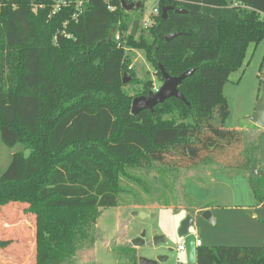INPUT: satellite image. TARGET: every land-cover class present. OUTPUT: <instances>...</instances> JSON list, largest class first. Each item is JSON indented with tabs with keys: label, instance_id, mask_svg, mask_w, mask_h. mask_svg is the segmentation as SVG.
<instances>
[{
	"label": "trees",
	"instance_id": "obj_1",
	"mask_svg": "<svg viewBox=\"0 0 264 264\" xmlns=\"http://www.w3.org/2000/svg\"><path fill=\"white\" fill-rule=\"evenodd\" d=\"M57 1L68 4L53 14ZM77 1L0 0V141L21 147L0 173V209L21 202L34 217L35 264H72L84 248L95 253L103 209L130 193L142 206L173 198L179 209L188 196L184 178L209 169H245L264 208L257 138L226 126L224 93L249 45L264 40V0H159L153 24L139 20L135 36L123 0H85L74 18ZM164 6L174 7L165 18ZM172 33L179 34L166 40ZM136 49L161 82L160 64L171 75L196 69L179 85L186 100L132 112L125 73L143 84L136 95L154 90V80L133 70ZM151 166L170 195L138 199L123 181L152 196L144 175ZM11 242L0 238V247ZM197 248L196 264H264V243ZM129 256L138 259L136 251Z\"/></svg>",
	"mask_w": 264,
	"mask_h": 264
},
{
	"label": "rangeland",
	"instance_id": "obj_2",
	"mask_svg": "<svg viewBox=\"0 0 264 264\" xmlns=\"http://www.w3.org/2000/svg\"><path fill=\"white\" fill-rule=\"evenodd\" d=\"M158 6L159 0H144V11L135 8L130 13L136 20L143 21L152 17L151 12ZM133 54L132 65L137 77L143 82L154 80L153 91L159 89L163 81L158 79L156 68L147 60L145 52L136 49ZM261 80H264V40L249 45L243 66L231 73L224 86L230 110L225 124L229 128L254 130L258 160L264 167V127L257 126L251 120L264 90ZM142 85L131 79L124 88L136 96ZM18 148L21 147L9 148L0 141V173L7 168L12 153ZM236 158V155H232L230 160ZM146 171L144 175L153 191L152 196L137 184L123 181V185L133 188L139 195L138 199L169 196L170 191L163 185L157 169L151 166ZM184 183L188 196L179 209H175L173 198H169L168 206L164 203L157 206L146 203L142 206L135 202L132 193L125 196L119 206L103 209L98 225L104 238L96 243L95 253L84 248L72 264H138L139 257L155 258L158 255L167 256L160 264H196L188 260L186 250L178 248L185 243L178 229L185 216L189 213L194 215L198 209H203V212L209 210L214 219L210 221L203 216V212H199L190 227V231L205 246L238 245L236 243L243 241L239 226L246 228L254 224L256 229L264 228L261 225L264 224V208L257 203L249 173L245 169L230 166L209 169L199 172L196 177L184 178ZM25 207L21 202H11L0 209V238L12 241L7 247H0V264H35L34 217L25 212ZM140 211L147 215L141 216ZM143 232L146 240L157 235L164 239L157 244L134 246L132 240ZM263 236L264 233H260L259 238L263 239ZM133 251L137 252V261L129 256Z\"/></svg>",
	"mask_w": 264,
	"mask_h": 264
},
{
	"label": "water",
	"instance_id": "obj_3",
	"mask_svg": "<svg viewBox=\"0 0 264 264\" xmlns=\"http://www.w3.org/2000/svg\"><path fill=\"white\" fill-rule=\"evenodd\" d=\"M142 5V1L138 2H128L126 0H123L122 6L127 11H131L134 8H139ZM174 8L173 6H164L163 7V17L165 18L168 14V10ZM176 12L179 13H186L187 9L177 7L175 8ZM139 20H136L133 27H132V35H136L137 30L139 28ZM115 32V28L111 30V35ZM179 33H172L166 36V40H170L174 36L178 35ZM160 70L162 72V75L164 77V81L161 85V87L157 91H150L148 94L143 95H136L133 98L132 101V112L134 114L139 113L142 110H150L153 111L154 107L158 104L164 103L167 99L171 97H178L182 100H186L185 96L181 91L179 90V85L183 82V80L192 75L196 69L191 68L189 70H186L180 75H171L168 73L162 64H160ZM126 73L124 76V83L128 82L131 79V76L126 77ZM251 120L253 123H255L259 127H264V90L262 92V96L259 99L256 109L254 111V114L251 117ZM256 174L259 176H262V172H259L257 168H254L253 170ZM138 213V212H135ZM141 216L147 215L146 212L140 211ZM203 216L207 218L210 221H214L212 213L209 210H206L203 212ZM195 217L192 214H188L185 216V218L182 220L179 229L178 234L181 236L185 241V247L187 252L188 260L192 263H196L197 261V247L196 246V235L195 233L190 231V227L194 224ZM163 236H155L153 239H145V232H143L140 236L134 238L132 240V243L134 246H140L145 243H154L157 244L161 240H163ZM167 259V256L164 255H158L155 258H147V257H139L138 264H160L161 262H164Z\"/></svg>",
	"mask_w": 264,
	"mask_h": 264
},
{
	"label": "crops",
	"instance_id": "obj_4",
	"mask_svg": "<svg viewBox=\"0 0 264 264\" xmlns=\"http://www.w3.org/2000/svg\"><path fill=\"white\" fill-rule=\"evenodd\" d=\"M254 114V113H253ZM252 114V115H253ZM251 115V116H252ZM241 129V128H240ZM260 206V205H259ZM199 212H203V209L201 210H197L195 213H194V217L195 216H198L197 214H199ZM191 214V213H189ZM193 215V214H192ZM264 223V222H263ZM253 227H250V226H247L246 228H243V227H238L239 230H241V236L243 238V241H240L236 244L238 245H250V244H258V245H261L264 243V236H263V239H260L259 236H260V233H264V228H259V229H256V226H254V224H251ZM261 225H264V224H261ZM193 232V231H191ZM196 235V234H195ZM199 239V238H198ZM185 242V241H184ZM245 242V243H244ZM248 242V243H246ZM183 244V243H182ZM185 244V243H184ZM203 244V243H202Z\"/></svg>",
	"mask_w": 264,
	"mask_h": 264
},
{
	"label": "built area",
	"instance_id": "obj_5",
	"mask_svg": "<svg viewBox=\"0 0 264 264\" xmlns=\"http://www.w3.org/2000/svg\"><path fill=\"white\" fill-rule=\"evenodd\" d=\"M84 1L85 0H78L77 1V12L74 14V18H77L79 16V13L82 11V5H83ZM138 1H140V0H129L128 2H138ZM67 4H68V2H66V1H57L55 3V5H54L52 13L53 14L56 13L57 11H59L62 8L63 5H67ZM238 4L239 3H235V5H238ZM158 13H159V9L157 7V8L154 9L153 12H151V15H157ZM151 24H153V19H152L151 16L149 18L147 17L146 19L143 20V25L144 26H149ZM116 38L120 39V34H117ZM129 68H132V65ZM157 90L158 89H156V91ZM200 245H202V241L200 239L196 238V246H200ZM178 248L180 250H185L186 249L185 244L179 245Z\"/></svg>",
	"mask_w": 264,
	"mask_h": 264
}]
</instances>
